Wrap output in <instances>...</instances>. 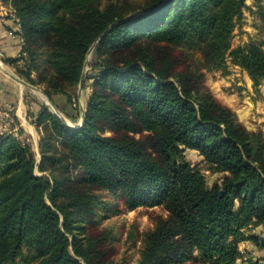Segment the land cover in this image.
<instances>
[{"label": "trees", "instance_id": "trees-1", "mask_svg": "<svg viewBox=\"0 0 264 264\" xmlns=\"http://www.w3.org/2000/svg\"><path fill=\"white\" fill-rule=\"evenodd\" d=\"M119 1L11 0L29 66L38 69L42 49L50 57L48 88L79 83L92 46L97 62L80 126L47 107L39 112L38 163L28 144L0 133V264H117L102 249L108 232L91 228L100 217L95 190L129 208L167 210L143 235L138 264H234L244 229L264 224L262 133L211 94L199 61L173 57L181 43L216 66L227 53L259 88L262 47L230 49L244 0H144L128 11ZM19 74L35 84L30 70ZM185 148L225 172L221 181L208 187L183 158Z\"/></svg>", "mask_w": 264, "mask_h": 264}, {"label": "rangeland", "instance_id": "rangeland-1", "mask_svg": "<svg viewBox=\"0 0 264 264\" xmlns=\"http://www.w3.org/2000/svg\"><path fill=\"white\" fill-rule=\"evenodd\" d=\"M104 2V0H103ZM144 0H120L119 5L123 10L128 11L132 8L142 6ZM241 12L235 20L234 28L231 33L230 49L242 47L253 42L259 44L264 50V0H244ZM119 6V7H120ZM120 7V8H121ZM9 14L16 23L17 29H8L11 35H19L21 49L16 57L17 62H8L11 57H6L0 51V62L3 64L0 68V78L11 81L16 88H22L24 96L30 102H37L39 111L36 115L30 107H27L26 119L33 125L38 134L37 141L28 139L22 135V129L12 113L10 107L8 117H0V133L11 134L13 137L28 144L36 157V163L40 161L41 154L39 143L41 138V127H37L35 120L43 107H47L51 112L53 104L63 116L69 126H80L84 120L87 100L93 90L94 74L97 62L94 55V46L86 57L84 65V81L81 89L79 83L65 84V90H53L46 85L47 78L54 74V69L49 62V55L44 49L40 50L38 57V69L30 67L28 53L23 51L24 40L21 33V27L18 18L11 5V0H0V16ZM13 27V24L11 25ZM161 44L166 45L164 41ZM174 58L177 61L187 62L190 58L199 61V69L203 74V83L208 87L211 94L223 105L233 110L238 120L251 132H260L264 137V80L259 88H255L247 71L232 62L231 57L226 53L224 65H214L207 63L198 51V47L186 44H176L173 46ZM6 60V62H5ZM38 62V61H37ZM186 64V63H185ZM6 67V68H5ZM19 70H30V78L35 84L27 82L36 89H32L19 81H13L8 72L19 76ZM45 91L50 92L47 97ZM62 91V92H61ZM225 97L231 98V102L226 101ZM36 103V104H37ZM27 106L28 103H27ZM35 106V105H34ZM6 110V109H1ZM35 110V109H34ZM83 110V115H80ZM243 111V112H242ZM54 113V112H53ZM56 115V114H55ZM58 118L59 116L56 115ZM103 135L109 136L113 133L105 130ZM146 132L133 134L136 138H141ZM182 156L190 166L199 170L204 176L205 184L210 187L215 181L220 182L225 172H218L209 169L203 156L195 149L185 148ZM37 174H41L36 170ZM78 173H82L78 170ZM76 174V172L74 173ZM93 193L92 207L96 214L94 226L91 228L95 234L108 232V240L102 245L106 252L105 256L117 264H138L140 251L142 248V237L154 223L156 216L166 215L168 212L163 206H137L127 207L120 199L113 197L107 190H95ZM247 239L238 242L239 257L234 264H250L257 262L264 264V224H251L244 229ZM24 255H30L27 248L23 250ZM195 255V254H194ZM23 256L18 261L23 263ZM175 264V263H171ZM182 264H202L200 260L196 262L189 259Z\"/></svg>", "mask_w": 264, "mask_h": 264}, {"label": "crops", "instance_id": "crops-1", "mask_svg": "<svg viewBox=\"0 0 264 264\" xmlns=\"http://www.w3.org/2000/svg\"><path fill=\"white\" fill-rule=\"evenodd\" d=\"M12 24L13 27L11 26ZM14 26L16 27V23L9 14H7L6 17L0 16V51L4 54V56L11 58L16 57L21 49L19 35L16 33L11 35L8 31L9 28L13 30L17 29ZM8 76L13 81H16L9 73ZM23 93L22 88H16L11 81L0 78V110L2 108L6 109L11 107L14 117L23 131L22 135L28 137V139L37 141V131L26 119V108L30 107L33 114L36 115L39 111L38 103L36 101L29 102ZM225 99L229 103L232 101L229 97H225ZM27 103L29 106H27ZM80 115H83V110H80Z\"/></svg>", "mask_w": 264, "mask_h": 264}, {"label": "water", "instance_id": "water-1", "mask_svg": "<svg viewBox=\"0 0 264 264\" xmlns=\"http://www.w3.org/2000/svg\"><path fill=\"white\" fill-rule=\"evenodd\" d=\"M107 30H105L104 32H103V34L106 32ZM93 47V46H92ZM92 47L90 48V50H89V53H90V51L92 50ZM88 53V54H89ZM3 64L0 62V68H1V66H2ZM15 80H17V81H19L20 83H22V84H24V85H26V86H29L30 88H32V89H36L35 87H33L32 85H30V84H28L26 81H24V80H22L21 78H19V76H16L15 74H13L12 72H8ZM83 81H84V69H83V73H82V75H81V78H80V80H79V88L81 89V87H82V85H83ZM51 107H52V111L56 114V115H58L59 116V112H58V110L55 108V106L52 104L51 105ZM59 118L61 119V120H63L64 122H66L67 123V121H66V119L63 117V116H59ZM67 124H69V123H67ZM69 125H71V124H69Z\"/></svg>", "mask_w": 264, "mask_h": 264}, {"label": "built area", "instance_id": "built-area-1", "mask_svg": "<svg viewBox=\"0 0 264 264\" xmlns=\"http://www.w3.org/2000/svg\"><path fill=\"white\" fill-rule=\"evenodd\" d=\"M9 109L10 108H6V110L0 111V117H5V116L8 117V111H9Z\"/></svg>", "mask_w": 264, "mask_h": 264}, {"label": "bare ground", "instance_id": "bare-ground-1", "mask_svg": "<svg viewBox=\"0 0 264 264\" xmlns=\"http://www.w3.org/2000/svg\"><path fill=\"white\" fill-rule=\"evenodd\" d=\"M6 68V67H5ZM68 121V120H67Z\"/></svg>", "mask_w": 264, "mask_h": 264}]
</instances>
